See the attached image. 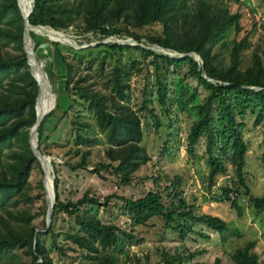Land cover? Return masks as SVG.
<instances>
[{
    "label": "trees",
    "instance_id": "1",
    "mask_svg": "<svg viewBox=\"0 0 264 264\" xmlns=\"http://www.w3.org/2000/svg\"><path fill=\"white\" fill-rule=\"evenodd\" d=\"M27 21L58 31L71 26L77 32H90L100 37L123 33L136 42L144 39L147 44L163 49L196 53L200 62L187 55L170 57L157 54L140 45L107 44L108 49L136 50L142 59L150 56L156 69L186 66L185 75L195 79L206 91L202 101L196 105L197 117L188 129L186 153L193 155L199 139L203 138L209 182L213 183L217 175L226 174L225 161L232 167L231 182L222 187L221 199L228 201L239 215L240 208L233 198L243 189L252 206L257 211H264V188L259 196H252L243 179L247 144L242 137L245 124L240 118L250 109L255 113L254 126L264 125V35L250 49L247 33L241 34L243 27L239 13L230 12L221 0H33ZM230 29L233 34L227 40L225 36ZM21 31L22 19L15 0H0V48L11 45L18 51L0 53V264H52L41 237H54L53 225L59 214L72 216L74 226L62 233L65 244L54 243L55 251L60 256H67L65 250L80 252V258L86 264H124L128 259V247L137 242L133 226L145 224L154 217L176 232L181 241L190 222L203 223L217 233L227 229L223 219L196 213L195 206L184 200L179 175L152 177L153 189L136 198L111 193L100 199L96 193L84 191L72 201L60 198L56 168L51 160L54 202L49 226L45 228L43 219L41 229L31 223L35 215L45 214V205L39 207L37 214L9 210V203L15 204L17 198L27 199L30 203L39 199L44 202L40 180L36 183L38 193H28L33 165L41 170L27 141L28 130L35 120L37 85L29 73L22 50ZM29 36L34 47L40 43L39 37L31 31ZM115 39L108 38L111 41ZM49 44L55 49L61 67L53 71L51 65L45 67V71L49 79L53 76L64 78L57 82L56 91L63 93L67 102L61 107L56 95L53 108L38 123L37 149L40 151V144L47 137L45 133L67 110L72 109L70 101L79 100L84 110L90 112L95 128L105 134L104 160L96 162L91 172L102 179L105 177L100 172H105L118 187L129 184L134 172L150 160L141 145L140 117L130 104L129 80L140 71L141 61L136 58L127 61L117 59L106 68L104 58L110 53L104 51L92 69L91 65L96 60L81 59V51L67 57L56 43ZM90 49H86L87 55H92ZM82 62L87 69H81ZM207 78L215 81L210 82ZM153 88L157 103L166 106V81L159 73L155 74ZM141 103L142 108L151 104L150 100ZM149 115L153 118V127H157V118L152 113ZM74 117L76 143L79 146L94 143L97 137L89 134L91 123L85 121L80 113H75ZM165 144L166 140L163 141ZM88 154L89 149L79 153L77 167L85 166ZM161 180L167 184L162 188ZM229 192H232V197H229ZM111 197L119 201L122 214L129 220L128 229L103 222L91 211L76 213L82 205L105 209ZM15 248L29 256L30 261H23L15 255L12 252ZM192 255L163 250L161 260L163 264H182ZM230 257L233 264H258L251 241L235 249Z\"/></svg>",
    "mask_w": 264,
    "mask_h": 264
},
{
    "label": "rangeland",
    "instance_id": "2",
    "mask_svg": "<svg viewBox=\"0 0 264 264\" xmlns=\"http://www.w3.org/2000/svg\"><path fill=\"white\" fill-rule=\"evenodd\" d=\"M221 1L228 7L230 12L240 14V22L243 27L241 34L247 33L251 49L264 35V0ZM64 31L67 34H60L65 37H68L69 34L72 38H68L73 39L77 48H74L76 45H70L51 37L50 39L55 41L35 35L39 37L40 43H56L60 52L67 57H73L75 52L81 51V59L96 60L91 65L92 69L96 66L97 60L101 58L104 51L110 53V56L104 58L106 68L117 59L127 61L136 58L141 61L140 71L133 74L129 80L130 104L140 117V125L143 131L141 145L148 152L150 160L134 172L129 184L119 187L115 185L114 179L105 172H100V175L105 177L104 179L92 173L93 165L104 160L105 134L95 128L90 112L84 110L83 104L79 100H72L70 101L73 106L72 109L67 110L55 122L54 127L45 133L47 137L42 140L39 147L40 152L48 155L56 168L55 174L60 198L74 201L84 191H92L100 199L111 193L136 198L145 191L153 189L152 177L162 174H167L169 177L179 175L180 190H182L184 200L195 206L196 213H207L223 219L227 229L222 233H217L207 228L203 223L190 222L189 229L181 241L178 239L177 233L165 227L159 218H151L145 224L133 226V233L137 242L128 247V259L124 264H163L161 260L163 250L170 253L174 251L183 254L192 253L191 258L185 259L182 264H233L230 255L235 249L242 247L248 241L253 242V251L258 256V264H264V211H257L252 206L248 201V195L243 193V189L233 198L237 207L240 208L239 215L236 209L230 207L228 201L221 199L222 187L231 182L232 167L225 161L226 174L217 175L213 183H210L203 138L199 139L193 155L189 156L185 151L189 126L197 117L196 105L202 101L203 96L206 94V91L201 85L197 84L195 79L185 75L186 66H168L167 68L156 69L150 56L142 59L140 53L136 50L108 49L107 44L113 43L108 38L125 40L126 36L123 33L100 37L90 32H77L71 26ZM232 34L233 31L228 30L225 39L230 40ZM97 43L101 44L94 48ZM103 43L104 45H102ZM124 43L129 44L125 41L117 44ZM137 43L143 47H150L144 39ZM89 48H91L92 55H87L88 50L86 49ZM248 50L245 52L247 53ZM7 52L18 53L11 45L0 48L1 54ZM41 59L44 60L45 57H41ZM82 68L87 69L84 62L81 63ZM156 73H159L166 81L167 97L166 106L164 107L156 101L153 88ZM52 87L54 86L51 85ZM52 93L54 96L57 95L61 107L66 104L67 101L63 93H57L56 89H52ZM70 94L73 97V93ZM145 100H150L151 104H147L146 108H142L141 102ZM75 113L82 114V118L91 123L92 127L89 134L97 137L94 143L79 146L74 140L73 120ZM150 113L158 120V125L155 128ZM254 114L248 109L240 117L245 124L242 137L247 144L244 156L243 179L250 195L259 196L264 188V125L254 126ZM165 140L166 144L163 145ZM84 149H89L85 166L83 168L77 167L76 162L79 153ZM41 178L42 171L40 172L36 165H33L28 179L30 185L29 195L38 193L36 183L38 180L41 182ZM159 184L161 188L167 185L162 180L159 181ZM42 205L46 207L45 199L44 202L39 199L30 203L27 199L17 198L15 204L9 203L8 209L13 212L26 210L37 214L39 213V207ZM85 211H91L103 222H112L121 228H129L128 218L122 214L119 201L113 197L108 200L105 209L101 206L89 207L88 205H82L77 208L76 213L84 214ZM44 216L45 214L35 215L31 223L41 229ZM73 226L74 219L72 216L59 214L56 216L53 225L54 237L51 235L41 237V241L48 249L52 264H86L80 258V252L65 250L67 256H60L54 249V243L64 242L62 233L71 230ZM12 252L23 261H30V257L21 250L15 248Z\"/></svg>",
    "mask_w": 264,
    "mask_h": 264
},
{
    "label": "water",
    "instance_id": "3",
    "mask_svg": "<svg viewBox=\"0 0 264 264\" xmlns=\"http://www.w3.org/2000/svg\"><path fill=\"white\" fill-rule=\"evenodd\" d=\"M30 1H31V5H30V9H29L28 14L31 12L32 5H33V0H30ZM15 2H16V6L18 8L20 17L22 19V31H21L22 50H23V52L25 54L26 63H27V66H28L29 73L33 77V79L35 80L36 85H37V94H36L35 101H34L35 120H34L32 126L28 130L27 141H28L29 149H30L31 153L33 154V156L35 157V159L37 160V162L39 164V167H40V169L42 171L41 185H42V188H43L44 199H45V203H46L45 216H44V226H45V228H47L49 226V223H50V214H51L52 204L54 202V193H53V186H52L53 175L51 174L48 177L46 176L45 167L43 166V164L41 163V161L39 159L40 156H43V157L47 158V163H48V166H49V170L51 172L52 171V167H51V164H50V158L48 157V155H45V154L41 153L37 149V131H36V128L38 126V123L42 119V117L49 110H51L53 106H51L50 108H48L40 116L37 114V111H36V103H37V100H38L39 95H40V85H39L37 79L33 76L32 72L30 70L29 58H31L34 61L36 67L39 69V71L44 76L46 75L45 67H50L52 65V68H53L52 70L54 71L56 68H60L61 67V64H60L59 57H58L55 49H53L48 42H41V43L37 44L34 47L33 40L29 36V31H31V30H28L27 28L28 27H39L41 25H32V24H30L27 21L28 14L24 15L22 13V10H21V8H20V6L18 4V0H15ZM31 32L34 33L33 31H31ZM26 41H28L30 43V50L29 51L25 47ZM124 41L127 42V43H129V44H132V45H138V43L135 40L131 39L130 37H126V39L123 40L122 42H124ZM111 42H113V43H122L121 41H118V40H114V41H111ZM140 46H142V45H140ZM154 47L163 50V48H161V47H159L157 45H154L153 47H146V48L154 51L155 50ZM74 48H77V47H74ZM170 51H172V50H170ZM172 52L175 55H172V56L171 55H167V54H163V55H167V56H170V57H173V56L181 57V56L187 55V56H190L196 62H200L199 56L196 53H194V52H191V51L190 52H186V53H179V52H176V51H172ZM41 57H45V59L43 60V59H41ZM201 75H202V77H205L204 74H201ZM61 80H64V78L57 77V76H53L51 78L52 84H50L49 89L51 91H52V89L55 90L56 89L57 82L58 81H61ZM207 80L210 81V82H214L215 81V80L210 79V78H207ZM51 85H53L54 87L51 88ZM33 130L35 131L34 132L35 133L34 140L31 139V133H32ZM45 177H47V183L48 184H45V181H44L45 180ZM47 185H48V187H47ZM47 189H49L50 194H51V200L49 202L47 200Z\"/></svg>",
    "mask_w": 264,
    "mask_h": 264
},
{
    "label": "bare ground",
    "instance_id": "4",
    "mask_svg": "<svg viewBox=\"0 0 264 264\" xmlns=\"http://www.w3.org/2000/svg\"><path fill=\"white\" fill-rule=\"evenodd\" d=\"M18 4H19V6H20V8L22 10V13L24 15L28 14L31 1L30 0H18ZM27 29L33 31L37 35L46 37L47 39H49L51 41H55V40L50 39V37L54 38V39H57V40H59L61 42H66V43H68L70 45H76L75 42L73 41V39H71L72 37L69 34H68V37H71V38L65 37L64 35L60 34V33H66L64 30H60V31L53 30L50 27H46V26L28 27ZM115 40L122 41V40H119V39H115ZM149 46L153 47L154 45H149ZM25 47H26V49L28 51L30 50V43L28 41H26ZM71 47H74V46H71ZM75 47H77V45ZM154 49H155L154 50L155 52L160 53V54H167V55H171V56L175 55L170 50H166V49L162 50V49H159V48H156V47H154ZM29 64H30V70L32 68L34 70L35 74H36V76H35L33 71L31 70L33 76L37 79V81H38V83L40 85V95H39V98H38L37 103H36V111H37V114L40 116L48 108H50L51 106H54L56 95L54 96L52 91L49 89L50 80H49V77L47 76V74L45 76L42 75V73L36 67L34 61L31 58H29ZM34 132L35 131L33 130L32 133H31V139H33V140L35 138V133ZM39 159H40L41 163L45 166V171H46V168H47V172H46L47 177L50 176L51 172L49 170V166H48V163H47V158H45L43 156H40ZM44 181H45V184H48L47 183V179L44 180ZM47 187H48V185H47ZM47 200H48V202L51 200V194H50L49 189H47Z\"/></svg>",
    "mask_w": 264,
    "mask_h": 264
},
{
    "label": "built area",
    "instance_id": "5",
    "mask_svg": "<svg viewBox=\"0 0 264 264\" xmlns=\"http://www.w3.org/2000/svg\"><path fill=\"white\" fill-rule=\"evenodd\" d=\"M228 195H229V197H232V192H229V194H228Z\"/></svg>",
    "mask_w": 264,
    "mask_h": 264
}]
</instances>
